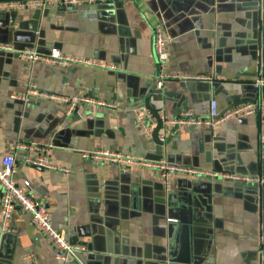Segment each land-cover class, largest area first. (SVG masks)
Segmentation results:
<instances>
[{"label":"crops","instance_id":"0c3cea01","mask_svg":"<svg viewBox=\"0 0 264 264\" xmlns=\"http://www.w3.org/2000/svg\"><path fill=\"white\" fill-rule=\"evenodd\" d=\"M0 1V42L17 49H53L114 64L32 62L0 52V160L13 154L14 179L48 197L54 226L88 247L82 264H264V0H114L9 6ZM163 25L168 58L155 52ZM162 74L203 75L182 80ZM162 79V84L158 82ZM59 96H88L68 113L57 98L29 93L30 84ZM13 94H27L13 99ZM249 102L261 110L220 123L168 126L149 137L134 114L158 117L191 111L207 117ZM162 121V119H161ZM19 144L38 145L35 151ZM120 152L208 171L261 176L245 182L175 173L170 189L156 168L83 156ZM43 154L57 168L33 165ZM1 190V187H0ZM114 200V203L109 201ZM99 215L101 219H94ZM2 231L0 264H78L56 257L53 242L29 212L16 207Z\"/></svg>","mask_w":264,"mask_h":264},{"label":"built area","instance_id":"2783aa9c","mask_svg":"<svg viewBox=\"0 0 264 264\" xmlns=\"http://www.w3.org/2000/svg\"><path fill=\"white\" fill-rule=\"evenodd\" d=\"M114 0H28V1H16L10 2L9 6H34V7H44L49 4H61V5H75L80 2H106ZM155 36V52L158 59L161 62H165L168 58V48H167V37L165 34V28L163 25H159L154 29ZM0 52H7L16 54L18 57L23 58L28 61L36 62H46L54 63L64 66H69L74 63L96 65L108 69H115L114 64L100 62L97 60L86 59L78 56H73L69 54L62 53L59 49H53L48 54H41L35 48H24L17 49L13 44L1 43L0 42ZM161 77H174L182 80L188 79H198L204 77L203 75H189V74H162ZM162 79L159 80V86L162 84ZM256 85L264 84V78H259ZM29 93L40 94L49 98H57L65 101L68 104L67 112H72L77 106L78 102L81 101H94L98 104L105 106H114L113 103L104 100L91 99L88 96L75 95L72 97L59 96L53 93L41 92L38 90L35 84H30L28 88ZM27 94H13V99H25ZM261 110V105L257 101H249L244 103H239L225 111H219L217 106V101L215 99L210 100L209 114L207 117H197L191 111L184 112L179 117L167 118L166 116H161L164 128L159 135V138L164 141L167 138L168 126L177 125L181 123L188 124H199L207 125L212 129L213 134H215V128L220 123L233 117H247L255 112ZM134 114L137 120L141 124L145 133L149 136H153L154 127L157 122L155 114L148 107L143 106L141 108H135ZM263 146L261 147V152L264 154V134L261 137ZM20 147H27L33 149L37 152L45 151L44 148L38 145H25L19 144ZM83 156H90L92 158H105L106 160L118 163L122 170H128L131 165L148 166L159 170L163 181L167 187L170 189L172 182V176L175 173H185V174H204L210 177H222L232 180H241L245 182H263L261 176L254 175H240L236 173H223L216 171H208L193 166H185L176 163L169 162L167 160H149L132 157L129 154L118 153V152H108V151H95L92 153H83ZM26 161L42 167L47 168H57L65 172H69L70 169L66 166L52 164L46 156L39 154L36 156H28ZM16 170V160L13 154H5L0 160V219L2 220V231H10V219L12 213L16 207H20L22 210L29 212L32 215V220L36 226L43 232V234L49 238L56 249V257L64 261L65 263L74 260L78 264H82V258L88 251V247L84 243H73L71 242L65 232L58 230L52 220V214L49 209L48 197L46 195L38 196L35 195L29 188V181H26L27 186H22L16 182L14 179V172Z\"/></svg>","mask_w":264,"mask_h":264},{"label":"water","instance_id":"95a60500","mask_svg":"<svg viewBox=\"0 0 264 264\" xmlns=\"http://www.w3.org/2000/svg\"><path fill=\"white\" fill-rule=\"evenodd\" d=\"M0 1H2V0H0ZM4 1H7V0H4ZM9 1H12V0H9ZM251 101H255V100L252 99ZM153 111H154L155 114H156V111H155L154 109H153ZM157 117H158V125H157V127L155 128V130H154V137H155L156 139H158V133H159V130H160L161 125H162V121H161V119L159 118V116H157ZM109 201H111V202L114 203V200H109ZM94 219L99 220V219H101V217H100L99 215H95Z\"/></svg>","mask_w":264,"mask_h":264}]
</instances>
